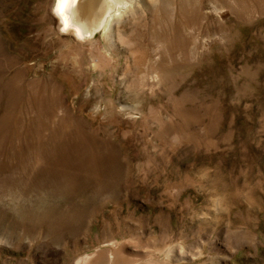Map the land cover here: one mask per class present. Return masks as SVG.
<instances>
[{"label": "rangeland", "instance_id": "obj_1", "mask_svg": "<svg viewBox=\"0 0 264 264\" xmlns=\"http://www.w3.org/2000/svg\"><path fill=\"white\" fill-rule=\"evenodd\" d=\"M134 1L0 0V264H264V0Z\"/></svg>", "mask_w": 264, "mask_h": 264}, {"label": "bare ground", "instance_id": "obj_2", "mask_svg": "<svg viewBox=\"0 0 264 264\" xmlns=\"http://www.w3.org/2000/svg\"><path fill=\"white\" fill-rule=\"evenodd\" d=\"M95 1L96 0H57L55 4V11L57 12L56 14H58L62 19L60 21L64 22L68 28L73 29L78 35L87 36L89 34H93L101 27H107L110 25L111 20H113L120 8L127 9L132 6L136 7L139 3H136L134 0H104L102 3L105 6L104 8H107V10L102 18L99 16L101 19L95 20V18H92V8H90ZM118 13L120 14V12ZM89 21L92 22L90 23ZM128 251V247L124 245L123 248H120L114 253L113 257L105 250H98L94 253L82 256L76 264H141L136 262L137 260L124 258L123 252L125 253ZM175 252L176 250L173 247L171 249V253L169 251V255L175 256ZM177 254L180 255L181 258H189L188 255H190L184 248L181 249Z\"/></svg>", "mask_w": 264, "mask_h": 264}]
</instances>
